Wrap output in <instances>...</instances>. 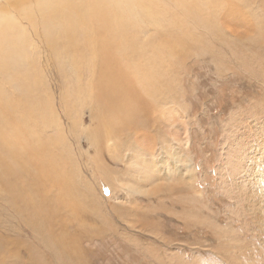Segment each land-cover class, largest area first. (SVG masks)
Segmentation results:
<instances>
[{
    "label": "rangeland",
    "instance_id": "1",
    "mask_svg": "<svg viewBox=\"0 0 264 264\" xmlns=\"http://www.w3.org/2000/svg\"><path fill=\"white\" fill-rule=\"evenodd\" d=\"M182 1L141 33L127 17L144 40L97 61L81 45L70 64L45 34L0 51L17 59L0 70V159L20 134L49 160L31 167L41 200L0 190V264H264L248 181L264 145V0ZM114 83L142 103L96 104Z\"/></svg>",
    "mask_w": 264,
    "mask_h": 264
},
{
    "label": "bare ground",
    "instance_id": "2",
    "mask_svg": "<svg viewBox=\"0 0 264 264\" xmlns=\"http://www.w3.org/2000/svg\"><path fill=\"white\" fill-rule=\"evenodd\" d=\"M168 1L175 9L183 7L182 5L184 4L182 0ZM168 1L163 3L162 0H0V51H6L7 47L13 50L15 48L19 49L21 46L29 43L33 46V38L42 39L45 37V42L43 43L46 44L49 49H55L59 55L60 53L63 54V60L69 62L71 60L70 64H73L75 62L74 60L77 59L69 56V50L72 52V47H80L81 45L84 50L88 51L89 56L88 58L86 57L87 55H81L80 57H84L86 61H89V59L92 60L93 58L97 61L98 54H101L100 51H104L105 47L110 49L115 43V47L116 44H118L121 48L124 44H129V41L144 40V38L140 39L138 35H136V37L130 36V38L127 33H124V30L127 29L126 25L129 23L128 18H130L133 23L130 25V28L127 29V32L134 28L141 33L142 31H146L148 25L159 26V19H161V16L159 15L161 14L160 10L166 14L170 9L171 5H169ZM204 3L207 6H210L211 0H205ZM157 7L160 8L156 9ZM141 15L147 18L148 24L145 22V24L143 23V17ZM38 29L42 31L40 34L37 32ZM104 43L110 44L99 49V46ZM76 50V52H79L77 48ZM79 53H81V51ZM23 54L28 55L24 51ZM16 60V58L10 60L3 58V60L0 61V70L8 68L9 65ZM33 63L34 60L29 62V60L26 59L25 68H27L28 65L33 66ZM19 75L21 74H18V76ZM99 77V79L102 78L101 75ZM120 82L122 84V80ZM113 86H117L115 88L117 89L121 85L114 83ZM104 87L107 89L106 86ZM120 89L122 88H118L116 91L109 89L106 91L103 90L100 93L97 92L98 94L93 96V100L96 104H100L103 107H113L119 111L125 108L126 103L128 105H133L132 102L134 100L142 103L141 101L143 98H140L139 96L133 97L129 95V92L122 93L123 91ZM147 95H149L148 92ZM115 118L117 117L115 116ZM17 124L15 125L17 126ZM21 129L25 128H17L14 131L17 132L16 135L20 133V131L18 133L17 130ZM17 136H19L17 138V144L13 143L12 148L14 151L11 153H7V150L9 152L8 145H5V143L2 144V160L0 159V190H3L5 194L11 195V197L18 192H21V195L17 196L16 199L12 198V205L14 206L18 205L19 201L26 202V198H31L35 201L37 199L41 200V198L44 197L42 188L34 185L33 180L35 176L32 175L33 172L31 173V167H34L35 169V162L41 159V153L37 149L32 150L35 148L33 145V139L26 138L25 144L28 145V148L24 150L23 148H20L21 135L19 134ZM35 143L37 145V142ZM5 149L7 150L4 151ZM17 149L20 151H17ZM251 157L254 162L252 165H249L248 170V176L251 177V179L248 180L250 182L249 192L252 194L253 198H258L257 207L260 209V215H258V217L264 222V145H261L260 149L256 148ZM4 158L8 163L3 161ZM43 159L42 161H49L48 159ZM173 159L176 162L180 161L176 154L173 155ZM10 161H12V163H10ZM42 161H38L41 168L43 165ZM47 164L50 165V163ZM260 167H262V170H260ZM16 169H19L22 172V176L19 175L20 178L17 177L18 179H14ZM54 171L57 170L54 169ZM54 171L53 173L51 171L47 172L50 179L56 174ZM25 179L29 180L30 184H24ZM60 191H62V189ZM29 207L30 205L28 208ZM47 208L49 207L47 206ZM29 210L34 213L41 211L35 207H30Z\"/></svg>",
    "mask_w": 264,
    "mask_h": 264
}]
</instances>
